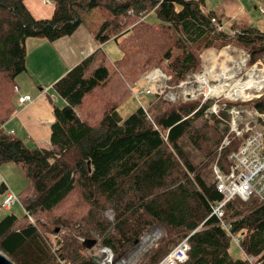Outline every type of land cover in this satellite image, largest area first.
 I'll use <instances>...</instances> for the list:
<instances>
[{
    "label": "trees",
    "instance_id": "16d2710c",
    "mask_svg": "<svg viewBox=\"0 0 264 264\" xmlns=\"http://www.w3.org/2000/svg\"><path fill=\"white\" fill-rule=\"evenodd\" d=\"M51 1L53 16L37 19L25 0H0V165L19 164L29 180L17 200L24 215L0 220V252L15 264H102L103 256L83 244L95 239V246L99 241V248L112 250L114 264L139 253L134 264H159L187 239L181 264H264V198L234 194L222 217L214 213L225 199L215 165L228 173L240 145L229 133L226 109L264 113V94L249 102L224 100L226 109L212 117L206 111L213 99L172 102L156 93L144 94L149 104L127 117L120 111L148 71L159 67L178 84L203 68L208 48L233 44L253 64L264 55V31L248 22L233 24L231 34L219 30L222 21L202 0ZM96 9L103 17L98 40H115L123 56L92 54L61 77L54 88L64 104L54 103L50 143H27L5 127L18 111L14 79L27 70V38L71 35ZM8 190L2 179L1 207ZM159 226L165 234L136 252ZM43 230L59 238L57 253ZM232 238L244 258L231 255Z\"/></svg>",
    "mask_w": 264,
    "mask_h": 264
},
{
    "label": "built area",
    "instance_id": "2783aa9c",
    "mask_svg": "<svg viewBox=\"0 0 264 264\" xmlns=\"http://www.w3.org/2000/svg\"><path fill=\"white\" fill-rule=\"evenodd\" d=\"M218 29L225 30V27L223 24H219ZM228 46L231 45H227V48H229ZM249 61L250 54L243 49L239 59L235 57L224 62L222 69L219 67L214 75L211 72L210 74L207 69L203 70L204 67L198 72L188 74L178 84L169 83L171 75L163 72L160 68H155L151 71V74L146 76L148 84L138 91L137 96L156 93L172 102L197 98H202V101L205 102L208 99H213V105L206 112L219 115L220 111L225 110L227 107L224 99L247 102L264 94V55L252 65H249ZM223 68H226L232 76L217 78L218 74L222 75ZM251 82H255V85H251ZM245 83L250 84L244 89V93L248 96L242 97L237 88ZM15 90L19 92V86L16 85ZM30 100V95L19 96L20 103ZM226 110L230 114L227 122L229 133L235 134L240 139V145L238 150L231 155L233 164L228 173L222 172L219 166L215 165L217 188L225 197L224 201L214 208V213L219 217L223 215V205L234 194L243 199H247L252 195H259L264 198V113L257 109H248L242 105L230 107ZM228 143L229 137L226 136L222 147ZM18 199L17 194L8 190L2 206L9 208ZM156 232H151L146 238L151 235H157V238L159 234ZM79 239L81 241L85 240L83 238ZM235 240L238 241L237 238ZM189 249V242L184 239L159 264H181L188 259ZM99 250L103 256L102 264H114L113 252L110 248L104 247L99 248ZM98 256L101 257V255ZM249 259L254 262L253 257H249ZM125 261L123 260L119 264H123Z\"/></svg>",
    "mask_w": 264,
    "mask_h": 264
},
{
    "label": "crops",
    "instance_id": "0c3cea01",
    "mask_svg": "<svg viewBox=\"0 0 264 264\" xmlns=\"http://www.w3.org/2000/svg\"><path fill=\"white\" fill-rule=\"evenodd\" d=\"M202 1L207 9L216 11L226 30L232 31L231 26L240 22L257 25L259 15L254 16L250 11L248 7L249 0ZM25 4L37 19L51 18L54 14L55 5L50 0H25ZM262 9L264 10V5H262ZM102 19L101 12L96 9L84 15V21L71 35L55 40H50L44 36L27 38L26 72L32 71L33 74L38 76L41 72L45 73L46 71L50 77L47 81L41 80L40 85L44 87L36 88L31 83L28 87H19L17 98L19 99L21 95H30L31 100L24 103H20L18 99L16 100L19 109L9 119V124L14 122L17 129L10 128V130L14 132H17L18 128L26 130L25 134H30L29 138L35 144L41 147L48 146L52 124L55 120L54 103H61L62 101V97L54 88L56 80L66 75L72 68L92 54L97 53L99 58L104 55L112 57L117 54L115 47L110 52L105 49V42L108 40L101 43L96 36ZM222 51L209 52L214 54V56L210 54L213 57V69L210 66L208 67V64L205 65V61H203V67L205 65V69L209 73L217 71L218 65L228 60L225 57L222 58L224 54ZM218 58H222L221 62H217ZM206 60H209L208 54Z\"/></svg>",
    "mask_w": 264,
    "mask_h": 264
},
{
    "label": "rangeland",
    "instance_id": "374dc122",
    "mask_svg": "<svg viewBox=\"0 0 264 264\" xmlns=\"http://www.w3.org/2000/svg\"><path fill=\"white\" fill-rule=\"evenodd\" d=\"M209 1H211V0H209ZM262 5H264V0H249L248 7H249L250 11L253 13L254 16L259 15L258 16L259 19H258V22H257L256 26L260 30L264 31V10L262 9ZM151 19H153L154 21H158V20H156L157 19L156 15H153ZM230 34H231V32H230ZM114 47L117 50V54L113 55L112 57L108 56V58L111 59V60H117V59H119V58H121L123 56V51L119 47V45L117 44V42L115 40L111 39V40H108L107 42H105V49L108 52L113 50ZM226 47L227 46H225L224 48H226ZM224 48H208V49H206L203 52V54H202V59H203L202 61H205V65L208 64V67L210 66L213 69L214 68L213 59H212L213 57H211V56H214V54H211V53L216 52V51L220 52V51L223 50L222 52H224V54H223L224 56L222 55V58L225 57V59H227L230 56L231 58H235L236 57V58L239 59L241 57L242 50L244 49V48H241V47H237V46H235L233 44H231L229 49H227L226 51H224ZM209 50L211 51V53H209L210 52ZM207 54L209 56V60H206ZM210 54H211V56H210ZM222 58H218L217 62H219V61L221 62ZM205 65H204V67H205ZM249 65H252V63L250 61H249ZM156 68H158V67H156ZM220 69H222V67H220ZM203 70H205V68ZM151 71H148L146 76L148 74H151ZM32 74H33V72L30 71V72H26V73L23 72V73L17 75L15 77V79H14L16 85L19 86L20 88H25V87H28L30 85V83H31V84H34L36 86V88L44 87V86L40 85L41 80H46L47 81L49 79V77H50V75L46 71H45V73L41 72L38 76H36L35 74H33V75ZM214 74H215V72H214ZM146 76L140 82V85L143 88L146 87L147 84H148ZM60 78H58L56 80V82ZM35 82H36V84H35ZM52 86H53V84L51 85V87ZM16 96H18V92L16 93ZM151 99L152 98H149L147 95L142 94V95H140L138 97V96H136V93H134L124 103V105H122L120 107V111L122 112V115L124 117H127L133 110L137 109L139 106H141V105L143 106L144 104L145 105L149 104ZM197 99H200V98H197ZM0 100H2L1 97H0ZM61 100H62L61 103H55V104L63 105L64 101H63V99H61ZM224 100H227V99H224ZM239 102H242V101L239 100ZM247 102H249V101H247ZM18 109H19V107H18ZM212 115H214V114L206 113V117H212ZM8 124H9V120L5 123L6 129H10V128H14V130L17 129L16 128L17 126L14 124V122H12L9 125ZM225 125H227V124H225ZM16 131L17 132H14V131L13 132L17 136L23 138L27 143H34V141H32V139L29 138L30 134H25V132H27L26 130L18 128V130H16ZM0 175H1V177H3L2 179L7 183L8 189L10 191H13L17 195L18 194L20 195L21 192L28 186L29 180H28L24 170L22 169V167L19 164H17V163L6 162V163H3L2 165H0ZM9 209L3 208L0 205V220L6 214H10V213H16L18 216H23L24 215V209H23V206L21 205L20 201L14 202L10 206ZM107 216L109 217L110 220L113 219V217H114L113 212L112 211H108L107 212ZM152 230H156L157 231L156 233H159L158 237L156 238L157 235H155V236L151 235L149 238L145 237L146 238L145 241H143L141 243L142 245L138 247V251L137 252H140L141 249H143V252H144V250H146L152 244V242L154 243L161 236H163L165 234L164 233V229L161 228L160 226L156 227V228H153ZM43 231L45 232L44 233L45 234L44 235L45 236L44 237L45 242L52 247V250H53L52 252L57 253V248L59 247L57 241H58L59 238H56L54 236V234H52L49 231H45V230H43ZM236 237L238 238L239 235H236ZM93 238H97L98 239L97 236H94ZM154 238L156 240H154ZM231 240H232L231 241V246H230L231 255L233 257H235V258H244L245 254L243 253L240 245L236 242V240L234 238H232ZM99 247H100V244H99V241H98V244L96 246L95 245L91 246V251L90 252L91 253L96 252L97 255H101L102 256V253L98 249ZM141 254L139 253L138 257H135V258H134V256L128 258L125 261V263H123V264H134L139 259Z\"/></svg>",
    "mask_w": 264,
    "mask_h": 264
},
{
    "label": "bare ground",
    "instance_id": "6f19581e",
    "mask_svg": "<svg viewBox=\"0 0 264 264\" xmlns=\"http://www.w3.org/2000/svg\"><path fill=\"white\" fill-rule=\"evenodd\" d=\"M227 49H224V51H226ZM228 60L227 61H230V60H232V59H234V58H231L230 56L227 58ZM222 65H223V63L221 62L218 66L219 67H222ZM224 69V71H223V73H222V75H219L218 74V77L217 78H223V77H230V76H232V75H230L228 72H227V69L226 68H223ZM213 75H214V73H213ZM248 84L249 83H245V84H242L241 86H239L238 88H237V91H238V93L242 96V97H247L248 95L247 94H245L244 93V89L248 86ZM251 85H255V82L253 83V82H251L250 83ZM249 84V85H250Z\"/></svg>",
    "mask_w": 264,
    "mask_h": 264
},
{
    "label": "water",
    "instance_id": "95a60500",
    "mask_svg": "<svg viewBox=\"0 0 264 264\" xmlns=\"http://www.w3.org/2000/svg\"><path fill=\"white\" fill-rule=\"evenodd\" d=\"M97 241L95 239H87L84 241V246L87 248H91V246L95 245ZM0 264H15L8 256L4 253L0 252Z\"/></svg>",
    "mask_w": 264,
    "mask_h": 264
}]
</instances>
